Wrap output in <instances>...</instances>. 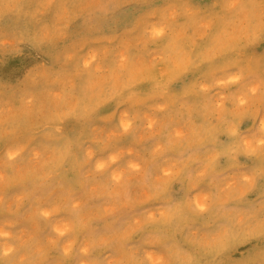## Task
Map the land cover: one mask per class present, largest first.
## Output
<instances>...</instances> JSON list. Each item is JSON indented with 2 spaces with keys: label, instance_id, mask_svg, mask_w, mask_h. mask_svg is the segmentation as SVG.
I'll list each match as a JSON object with an SVG mask.
<instances>
[{
  "label": "rangeland",
  "instance_id": "obj_1",
  "mask_svg": "<svg viewBox=\"0 0 264 264\" xmlns=\"http://www.w3.org/2000/svg\"><path fill=\"white\" fill-rule=\"evenodd\" d=\"M0 264H264V0H0Z\"/></svg>",
  "mask_w": 264,
  "mask_h": 264
}]
</instances>
